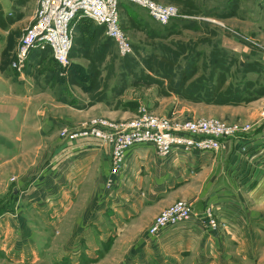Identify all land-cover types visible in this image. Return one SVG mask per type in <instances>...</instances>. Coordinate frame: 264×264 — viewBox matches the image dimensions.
<instances>
[{
    "label": "crops",
    "instance_id": "1",
    "mask_svg": "<svg viewBox=\"0 0 264 264\" xmlns=\"http://www.w3.org/2000/svg\"><path fill=\"white\" fill-rule=\"evenodd\" d=\"M2 29L0 264L264 262V120L259 109L252 114L251 132L216 151L176 149L161 156L152 145H136L109 183L110 147L94 136L70 137L63 130L71 132L93 117L130 118L140 101L127 98L132 85L122 88L112 76L106 92L119 89L122 94L89 105L93 77L88 71L93 62L98 65L92 56L79 52L70 59L72 79L76 68L84 72L80 83L62 72L49 48L32 49L18 70L3 60L14 25ZM106 38L104 32L98 44ZM109 60L106 52L96 66L105 72L97 76L98 91H103ZM249 106L226 107L219 114L245 119L240 116ZM166 112L167 107L156 110ZM179 199L191 203L194 216L152 235L156 215ZM209 207L225 226L207 224L202 214Z\"/></svg>",
    "mask_w": 264,
    "mask_h": 264
},
{
    "label": "rangeland",
    "instance_id": "2",
    "mask_svg": "<svg viewBox=\"0 0 264 264\" xmlns=\"http://www.w3.org/2000/svg\"><path fill=\"white\" fill-rule=\"evenodd\" d=\"M151 1L175 6L178 9V12L174 17L178 16L197 21L198 26L194 29L180 28L177 33L172 34L168 38H150L145 33L144 29H142L141 26L136 23V19L139 12L142 10L148 12V7H146L142 2H140V0H118L121 26L123 27L129 40H131L133 44V53L131 55H136L135 48L138 44H146L151 46L154 44L162 43V45H164L165 47H170L173 50H177L179 48V45L181 44L192 43V45H195L196 48L194 49V52L198 49L199 51H201L200 55H202L201 59L199 60L197 73L195 75V77H198L202 74H209V71H211L212 67L209 63V57L215 47V43L220 42L221 47L227 48L231 53L238 55V57L237 61L233 60L231 64H227L225 67H221V69L217 70L220 72H218L212 79L213 83L217 84L221 80L223 88H226L227 86L231 85L233 87H239L240 89H247L249 88V86H264V0H239L238 6L235 8H233L231 5H229V7H223V3L225 0ZM37 4V0H0V37H4L2 28L6 26H11L12 24L14 25V29L10 32L11 34H9L8 36V40H10V49L9 52H5L3 57L4 61H6L7 59L10 64H12V62L14 61L17 49L14 50L13 53H10V50H13V48L16 46L18 39H20L22 35L27 31V29L32 25L37 9ZM213 6L216 7L214 9L215 12L220 11L217 13H223L225 15L221 17L207 15L206 13L210 8H213ZM83 18L86 17H79L75 20V23L79 19ZM86 22L91 21L86 19ZM113 43L114 44L109 45V48L107 50V52L110 53V59L112 58L111 53L113 52V50L117 49L118 51L117 44L114 40ZM244 54H249L252 58H254L255 64L256 61H258V64L260 65V70L257 73H246L245 71H239L240 67L243 66L245 61V58L243 56ZM254 59H251L250 62H252ZM230 60H232V57H230ZM117 69L118 67L116 66V70ZM74 72H76L77 75L74 77L73 81L75 83H80L81 81H83L84 72L81 70V68H76V71ZM116 75L117 74L114 73V79ZM90 81H93V79H90ZM251 83L253 85H251ZM167 87L168 82L160 84L139 81L133 84L131 87L133 90L127 93V98H130L135 102L140 100L138 107L132 106L133 108H131L132 111H135L133 116H130V118L127 119L119 120L99 116L93 117L90 120L94 118H99L108 119L111 121H126L135 117L141 107H146L149 112L154 115H166L178 119L217 117L223 121L241 125L249 123L253 126V122H251V117L252 114L258 109L260 110V117L262 118L261 112L264 109V103L262 98L264 96L248 102L243 101L237 104H210L206 102H194L188 99H183L177 94H164L165 90L168 89ZM249 89L250 90L248 91H243V98L251 96L250 93L253 88ZM247 105H250L247 110L248 113L245 114V116L240 117H243L248 120L241 118H238L236 120L235 118L230 119V117L228 116H223L222 114H219L221 109H226V107L229 108L231 106L230 109H232L234 107H246ZM212 106L218 110H214L213 112L208 111L210 108L208 109L207 107ZM166 107V113H156L157 109L161 110ZM260 107L262 108L260 109ZM262 120H264V118H262ZM115 175H110V178L113 179ZM219 222L220 225H218L217 228L223 227V225H221V223L223 222ZM253 222V224H255V222L259 223L257 219H254ZM260 256L261 255L259 252L258 255H256V258H260ZM259 260L260 259H257L258 262ZM262 264H264V262Z\"/></svg>",
    "mask_w": 264,
    "mask_h": 264
},
{
    "label": "built area",
    "instance_id": "3",
    "mask_svg": "<svg viewBox=\"0 0 264 264\" xmlns=\"http://www.w3.org/2000/svg\"><path fill=\"white\" fill-rule=\"evenodd\" d=\"M37 9L32 25L19 40L12 66L18 70L25 67L27 58L34 48L51 49L53 56L63 67L70 64L69 54L73 46L75 20L88 17L106 26V33L114 39L120 55L133 53V46L120 23L118 0H37ZM148 7L150 15L161 23H167L178 9L173 5L151 0H140ZM264 118V109L261 112ZM249 123L236 124L217 117L178 119L166 115H154L146 107L126 121H111L94 118L72 130H64L70 137L94 136L111 149L110 175L117 174L124 166L128 152L136 145L146 144L156 148L161 156L176 149L219 150L225 141L249 133ZM246 148L243 147V150ZM111 178L109 183L111 182ZM193 206L178 200L164 209L153 221L149 231L156 235L168 226L191 219ZM207 224L217 228L220 222L209 207L204 210ZM221 225L225 226L224 222Z\"/></svg>",
    "mask_w": 264,
    "mask_h": 264
},
{
    "label": "trees",
    "instance_id": "4",
    "mask_svg": "<svg viewBox=\"0 0 264 264\" xmlns=\"http://www.w3.org/2000/svg\"><path fill=\"white\" fill-rule=\"evenodd\" d=\"M238 2L239 0H225L223 7H229V5H231L235 8L238 6ZM215 8L216 7L213 6V8H210L206 14L217 17L225 15L223 13H217L220 11L215 12ZM148 13L149 11H140L137 16L136 23L144 29L145 33L150 38H168L172 34L177 33L180 28L194 29L198 26L197 21L178 16L173 17L167 23H161L155 20L150 13ZM85 19L92 21V19L87 17ZM104 32H106L105 25H94L87 22L84 25L80 23L77 24V22L74 24L73 46L69 54L70 59L77 53L82 52L85 56H92L91 58L98 62V65L93 62V65L88 71L93 77V81H91V86L88 92L91 99L89 105L107 98L109 93L106 92V88L116 71H118L116 75V82L119 83L122 88H127L139 81L160 84L168 82V89L165 90L164 94H177L183 99H188L194 102H206L210 104H237L264 96V86L262 85L257 87L249 86V88H253L250 93L251 96L243 98V91H248L250 90L249 88L240 89L239 87H233L231 85L226 88L224 87V89L221 80L217 84L213 83L212 79L218 72H220L217 70L221 69V67H225L227 64H231L233 60L237 61L238 57V55L231 53L227 48L221 47L220 42L215 43V47L209 57V63L212 67L211 71H209V74H202L198 77H195V75L197 73L199 60L202 55H200L201 51L198 49L194 52V49L196 48L195 45H192V43L181 44L177 50L165 47L162 43L151 46L138 44L135 48L136 55H131V53L125 56L120 55L117 49H114L111 53L112 58L105 67V70H107V76L103 91H98L101 82H97V76L104 71L98 70L96 66H101L103 64L102 62L109 45L114 44V39L108 35L104 43L98 44L97 41ZM94 44H97V46L91 52L90 48ZM243 56L245 61L239 71L257 73L260 70L258 61H256L255 64V59L249 54H244ZM230 57H232V60H230ZM251 59L254 60L250 62ZM116 66L118 67L117 70ZM69 67V65L67 67H63L61 65L62 70L66 71L65 73L69 75V79L73 80V71H67ZM68 77H66V80ZM251 85L253 84L251 83ZM63 90L64 89H61V92H63ZM122 92V90L118 89L115 92H111L109 95L110 97H115L122 94ZM63 100L66 99L63 98ZM83 107H85V105H83Z\"/></svg>",
    "mask_w": 264,
    "mask_h": 264
}]
</instances>
